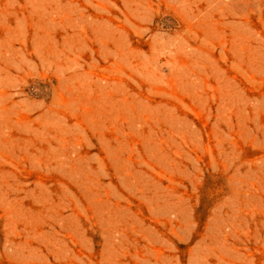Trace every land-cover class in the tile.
Listing matches in <instances>:
<instances>
[{"label":"rangeland","instance_id":"374dc122","mask_svg":"<svg viewBox=\"0 0 264 264\" xmlns=\"http://www.w3.org/2000/svg\"><path fill=\"white\" fill-rule=\"evenodd\" d=\"M0 264H264V0H0Z\"/></svg>","mask_w":264,"mask_h":264},{"label":"bare ground","instance_id":"6f19581e","mask_svg":"<svg viewBox=\"0 0 264 264\" xmlns=\"http://www.w3.org/2000/svg\"><path fill=\"white\" fill-rule=\"evenodd\" d=\"M247 33H246V45H245V52H246V61L248 70H251L253 66V59H255V48H258L261 45V33L260 29L257 26H253L251 20L248 18L247 20ZM253 30L256 31V35L253 34ZM260 33V34H259ZM258 34V35H257ZM256 44V46H254ZM256 69L260 70V67L257 65ZM100 92V91H99Z\"/></svg>","mask_w":264,"mask_h":264}]
</instances>
